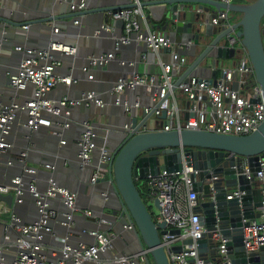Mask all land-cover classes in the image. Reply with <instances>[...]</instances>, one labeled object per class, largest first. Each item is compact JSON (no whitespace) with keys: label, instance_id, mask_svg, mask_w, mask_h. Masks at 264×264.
Segmentation results:
<instances>
[{"label":"built area","instance_id":"2783aa9c","mask_svg":"<svg viewBox=\"0 0 264 264\" xmlns=\"http://www.w3.org/2000/svg\"><path fill=\"white\" fill-rule=\"evenodd\" d=\"M49 1L65 4L72 12H82L86 10L88 0ZM128 1L133 7L108 13V22L95 30L93 37L108 35L113 39L116 49L131 44L145 45L146 49L152 53L171 49L170 61L162 65L161 73L158 75H141L132 72L125 78H119L109 94L118 97L125 91L145 88L150 93L151 104H158L162 101L153 112V117H159L162 111L166 112V123L161 129L162 132L194 130L224 136H247L256 131L264 121V97L256 83L244 90L248 77L253 75L245 49L243 48L245 57L239 59L238 64L222 69L215 86L207 80L200 81L196 78L179 86L178 89L186 97L187 102L191 103L189 109L185 108L184 112L193 114L185 121L171 91L172 74L173 71L181 73L186 66L187 58L181 56L179 52L188 49L190 43L186 46L172 45L168 38L158 32L150 31L140 8V1ZM217 1L225 5L232 3V0ZM228 14L227 10H220L210 21L211 26L230 28ZM82 18V16L77 18L74 25H78ZM118 22L122 23V36L116 39ZM22 29L26 31L28 28L23 26ZM58 31V27L54 26L47 48L14 47V51L22 55L16 69L0 71V79L4 78L7 87L13 92L8 103L0 100V171L4 168L17 167L19 169V172L11 176L7 182H0V196L13 197L14 205L11 208L5 202L0 201V264H83L85 262L100 264V253L108 250V239L114 238L113 234L106 237L103 233L92 232L90 235L94 237L96 244H79L75 248L65 246L61 250L58 249V252L50 251L53 255V260L50 261L46 251L43 250V244L46 236H55L52 234L50 221L59 214L51 208V203L58 202L68 211L64 215L65 221L59 225L65 229L72 228L74 215L80 214L91 218L92 213L89 210L77 209L75 194L59 186L51 174L45 179V189L39 190L37 185L39 170L27 164V153L33 144L29 143L27 148L19 152L16 159L4 160L14 147L10 138L15 126H22L29 133L42 129L49 130L48 132L59 140L60 145H64L63 132L70 127L72 111L79 107L101 108L103 106L100 95L94 91L82 92L75 99L63 97L59 100H51L47 98V95L58 84L70 86L78 83V80L72 77L55 75L56 70L61 66L60 55L66 57L76 55V48L73 45L64 44L53 38ZM4 40L5 43H3ZM6 44L7 40L1 39L0 49ZM237 44L241 45V42L233 31L227 37V46L235 50L238 59L240 53L235 48ZM141 58L145 60L146 57L142 55ZM111 61H116L119 65L126 64L116 60V55L108 53L86 59V65L81 70L87 80L92 81L91 71L97 67H104ZM127 64L130 68L135 65L134 62ZM234 83H236V88L233 87ZM28 89H32V96L22 103H16L18 95ZM252 100L256 102L252 104ZM118 104L119 99L116 100V105ZM132 105L137 108L139 103L135 100ZM123 107L125 111H129L127 102L124 101ZM149 110V108L144 109L145 113ZM81 126L82 133L77 143V157L81 166L86 167L91 163L94 151L99 153L100 165L108 163V150L103 146L97 147L96 134L91 124L83 121ZM125 129H127L126 126ZM24 139L28 141L29 136H25ZM183 150L181 148L182 152ZM43 167L50 173L55 169L50 164H45ZM104 173L105 170L99 168L92 174L90 181L94 183L102 178ZM193 173L197 174L192 167H184L181 173L160 171L156 177H149L145 180L147 186L145 206L148 208L154 205L155 199L158 201L159 209H156L159 212L153 222L156 225L164 223L167 231L160 237L161 247L167 252L173 246L179 245L180 247L179 253H167L168 264H210L198 253L197 240L201 239L205 229L199 224L200 215L196 212L200 200L198 193L192 188L191 174ZM246 178L250 180L249 174ZM254 179L260 190L261 206L259 218L249 221L243 227V247L247 255L257 253L261 247H264V159L259 161V170ZM242 195L244 192L233 190L227 196V200L239 198ZM26 201H31L37 215L31 224L22 223L20 217L14 212L15 208L22 206ZM101 222L97 220L98 224ZM172 230H178L179 235L170 236L169 231ZM211 240L218 243L217 253L221 263L231 264L224 247L226 240L222 238L219 230L211 233ZM11 253L13 258L8 261L7 257L9 258ZM115 261L118 264H136L144 259L140 255H131L119 256L113 259V262Z\"/></svg>","mask_w":264,"mask_h":264},{"label":"water","instance_id":"95a60500","mask_svg":"<svg viewBox=\"0 0 264 264\" xmlns=\"http://www.w3.org/2000/svg\"><path fill=\"white\" fill-rule=\"evenodd\" d=\"M120 1L126 5L111 4L99 9L86 7V10L82 12L69 10L70 14L67 19L70 20L71 25L79 28L78 25L81 26L84 17L97 14L100 19L94 32L102 24L108 22V13L133 7L128 0ZM56 4L55 2L50 3L47 11L49 16L52 15L51 10H57ZM140 8L142 11L143 8H148L150 11V15L145 17L150 31H160L172 45L186 46L190 43L188 49L179 52L181 56L188 58L190 63L183 68L179 76H175L177 80L172 85V92L192 78L200 81L207 80L215 86L217 75L220 76L222 72L221 61L237 58L235 50L227 46V37L234 31L249 58L254 83L259 86L264 97V48L260 30V22L264 16V0H255L243 5L234 3L225 5L217 0H146V3H140ZM220 10L240 13L241 18L237 23L231 24L230 28L213 27L210 21ZM81 16L83 18L79 24L74 25L76 19ZM38 18H31L25 23L18 20L13 21L12 26L16 28L27 26L26 32L33 26H44L51 35L53 27L62 20L59 19L61 17L49 18L43 15ZM152 21L160 22V24L153 25ZM2 22H4L3 19H0V23ZM93 32L91 37H93ZM115 35L116 39L122 36V23L120 22L116 24ZM107 36L102 34L99 38ZM4 38L6 39L3 35L0 36V40ZM205 40L208 41L207 44L201 45V42ZM49 41L44 47L36 48H47ZM223 41L225 42L222 43ZM143 46L146 48L145 45ZM200 47L202 51L197 54V49ZM168 50L171 52V49ZM168 50L163 49L162 52L166 53ZM104 54L108 53L94 57ZM64 57L66 56L60 55L61 61ZM206 58L213 61L204 63ZM114 63L122 69L128 67L127 63L119 65L118 62L111 61L106 66L97 67L95 70L107 72ZM134 67L136 68V63ZM134 67L131 68L132 72L137 73ZM127 75L125 72L119 73L109 81L108 86L98 93L102 96L100 97L103 105L101 108L79 107L99 114L103 110L106 111V106L111 103L117 113L120 112L125 117L121 125L110 122L108 125H97L104 130V135L99 133L96 125H91L96 134L97 147H100L99 142L112 137L117 140V145L107 148L108 163L100 165L98 161H91L88 166L82 167L80 160L77 159V162L72 164L75 169H86V178L81 180L80 187L90 192L91 208L89 207V210L94 213L97 220L102 221L96 229L83 230L79 235L82 237L80 240L89 239L96 244L90 233L99 232L108 237L112 231L111 234L114 235L115 240L121 238L128 243L130 237L124 234L127 230L133 238L129 243L130 248L124 253L114 250L113 238L108 239V250L113 254L111 260L119 256L140 255L144 261H138L136 264H151L149 256L153 264H168L167 253H179L180 247L179 245L173 246L168 252L161 247L160 237L167 233L165 225L164 223L156 225L153 222L134 183L145 181L149 177H156L160 171L181 173L184 167H192L197 172V174H191L192 188L198 193L200 200L196 212L200 215L199 224L205 229L201 239L197 240L200 257L210 264L221 263L217 253L218 243L211 240V233L219 230L222 238L226 240L224 247L231 264H264V247H261L259 252L249 255L245 253L243 247V227L260 216L261 195L254 178L259 170V161L264 159V121L256 131L247 136H224L194 130L162 132L161 129L166 123V112L162 111L159 117H153L154 109L162 101L158 104L139 105L136 108L132 105L133 102L125 98L126 91L118 97L109 94L115 87L116 81ZM233 87L236 88V83ZM105 97H109L111 102H105L102 99ZM117 99H119L118 105H116ZM124 101L129 104V111H125L123 107ZM255 102V100L251 101L252 104ZM190 105V102H186V110ZM145 108L150 109L148 113H145ZM192 116V113L186 112L184 120L187 121L188 117ZM83 121L88 122L87 119ZM71 124L70 118V126ZM181 148L184 149L183 152ZM99 168L105 170L104 176L92 183L91 176ZM247 174L250 180L246 178ZM213 178L216 179L213 180ZM233 190L244 192V195L227 200V196ZM0 201L5 202L11 208L14 207L11 196H0ZM154 206L159 209L156 199ZM67 213L68 211L64 208L50 223L53 226L60 225L65 221L64 215ZM75 217L76 215L72 219L73 226ZM65 230L67 232L64 236L55 234L52 230L57 240L53 246L57 250L65 246L72 247L69 243L71 236L68 235L72 234L73 228ZM169 235H179V231H169ZM101 254L103 253H100V257ZM114 264L118 263L115 261Z\"/></svg>","mask_w":264,"mask_h":264},{"label":"crops","instance_id":"0c3cea01","mask_svg":"<svg viewBox=\"0 0 264 264\" xmlns=\"http://www.w3.org/2000/svg\"><path fill=\"white\" fill-rule=\"evenodd\" d=\"M140 3H146V0H139ZM49 0H0V19L4 22L0 23V36L6 37L7 44L0 49V71H13L16 65L19 63L22 55L14 51V47L17 46H30V47H44L48 40L51 39V35L48 34L47 29L44 26H33L28 32L21 28L12 26L13 21H25L36 19L40 16L46 17H61V22L56 23L58 27V33L53 37L60 42L73 45L76 48V55L73 57H64L61 61V66L56 70L55 75L61 77H72L78 80L76 85L64 86L58 84L48 95L47 98L51 100H59L63 97L69 99H75L80 96L82 92L94 91L97 94L101 92L106 86L109 85V81L113 80L119 73H126L130 75L132 73L131 68L122 69L115 63L110 67L107 72H100L99 70L91 71L93 80H87L82 68L86 65V59L103 53H112L116 55V60L123 61L125 63L134 62L136 63L137 73L141 75H158L161 73V67L163 64H167L170 61V51L166 53L162 50L158 53H152L148 51L142 44H131L130 46H120L118 49L115 48L113 39L111 37H102L99 39L91 37V34L99 22V16L97 14L86 16L82 19L83 22L78 25L79 28L70 24V20L67 16L70 14L69 8L65 5L56 4L57 10H51L52 15H48L47 11L50 8ZM115 4L118 6H124L126 3L120 0H88L87 7L89 9H99L107 5ZM145 17L150 15L148 8H143ZM44 18V17H43ZM39 19V18H38ZM151 19V17H150ZM230 24H233L229 21ZM153 25H158L152 21ZM162 24V23H161ZM162 35L160 31L153 30ZM6 41L4 40L3 43ZM147 52V53H146ZM145 55V60H142L141 56ZM190 60L187 58L186 65H189ZM223 68H230L229 65L223 64ZM173 83L176 82L177 77L180 73L173 71ZM219 74L217 75V77ZM125 98L134 102L138 101L139 105H149L151 103L150 93L145 88H137L136 90L126 91ZM13 92L7 87V82L4 78L0 79V100L3 103H8ZM100 95V94H98ZM176 99L177 106L181 110L182 116H184L185 104L187 102L186 97L181 93L179 89L173 92ZM32 96V89H28L24 93H20L16 98V103H22L27 98ZM102 97V96H100ZM105 102H111L109 97L102 98ZM107 109V110H106ZM106 111H102L99 114L87 111L84 108L75 109L71 113V126L63 132L62 140L65 142L64 145H60L59 140L53 137L47 130H39L38 132L29 133L22 126H15L11 135V141L14 144L13 150L5 156L4 160H14L20 151L27 148L30 144H33L31 149L27 153V164L39 170L38 177V188L40 191L45 189V179L51 174L57 184L61 187L68 189L70 192L75 194L76 197V208L79 210H89L91 208L90 192L82 190L81 180L86 178L83 170L75 169L72 166L73 162H77L78 155V140L82 133V121L87 119L88 122L93 125H108L114 123L115 125H121L125 121V117L122 113L118 112L111 103L106 106ZM98 112V111H95ZM98 127L100 134L104 135V130ZM29 136V140L24 139L25 136ZM115 138H110L99 142L100 147L111 148L117 145ZM98 145V142L96 141ZM98 151H94L91 161H98ZM50 164L55 167L52 173L44 170V165ZM17 167L11 169H2L0 171V182H7L11 176L18 173ZM78 191V193H75ZM51 208L57 212H62L64 208L58 202H52ZM91 211V210H89ZM16 215H18L24 224H31L37 218L34 207L31 201H26L22 206L14 209ZM92 213V211H91ZM52 225V224H51ZM97 219L94 213L91 218H86L80 214L75 217V224L72 226V234L69 238V243L73 247L81 245H92L93 240L81 239L79 235L82 231L87 228H97ZM52 229L55 234L64 236L66 234L65 228L59 225H52ZM71 229V228H70ZM112 231H110V234ZM124 234L129 238L128 243L123 239L118 238L114 242V250L118 253L126 252L130 246L131 239L133 238L127 230ZM55 236H46L43 244V250L46 251L48 259L53 260V255L50 251H57L53 246L55 243ZM13 254H10L8 259L12 260ZM100 264H114L113 254L110 250H107L101 254ZM85 264H95L92 262ZM144 264V263H142Z\"/></svg>","mask_w":264,"mask_h":264},{"label":"rangeland","instance_id":"374dc122","mask_svg":"<svg viewBox=\"0 0 264 264\" xmlns=\"http://www.w3.org/2000/svg\"><path fill=\"white\" fill-rule=\"evenodd\" d=\"M243 1H246V2H253V0H243ZM230 20H231V22H234L235 20H238V19H240L241 18V14L240 13H230ZM207 40H205V41H202L201 42V45H203V44H207ZM225 41H223L222 43H224ZM235 48H236V50L240 53V55H239V58L237 59H233V60H225V61H221V64H227V65H229L230 67H234L235 66V64H238V62H239V59H242V58H244L245 57V52H244V50H243V47L240 45V44H237L236 46H235ZM202 51V47H200V48H198L197 49V54H199L200 52ZM209 61H213V60H211V59H205L204 60V63H206V62H209ZM140 185L141 186H143V190H144V197H145V193H146V190H147V186L146 185H144V181H140ZM148 212H149V214L151 215V217H152V219H155L157 216H158V210L154 207V205H151V206H148ZM149 258V260L151 261V264H153V262H152V259L150 258V256L148 257Z\"/></svg>","mask_w":264,"mask_h":264},{"label":"trees","instance_id":"16d2710c","mask_svg":"<svg viewBox=\"0 0 264 264\" xmlns=\"http://www.w3.org/2000/svg\"><path fill=\"white\" fill-rule=\"evenodd\" d=\"M232 3L234 4H250L252 2H246V1H243V0H232ZM228 18H229V21H231L230 19V13L228 14ZM239 21L238 20H235L234 22H232L233 24L234 23H237ZM260 30H261V39H262V45H263V48H264V16L263 18L261 19V22H260ZM255 84L254 83V78H253V75L249 76L248 79H247V83L244 87V90L248 89L251 85ZM135 186L137 188V191L139 192V195L143 201L144 204H146V193H145V197H144V190H143V186L140 185V181H136L135 183ZM144 185H146V181H144ZM148 210V208H147Z\"/></svg>","mask_w":264,"mask_h":264},{"label":"flooded vegetation","instance_id":"af4514ba","mask_svg":"<svg viewBox=\"0 0 264 264\" xmlns=\"http://www.w3.org/2000/svg\"><path fill=\"white\" fill-rule=\"evenodd\" d=\"M253 1H255V0H253Z\"/></svg>","mask_w":264,"mask_h":264}]
</instances>
